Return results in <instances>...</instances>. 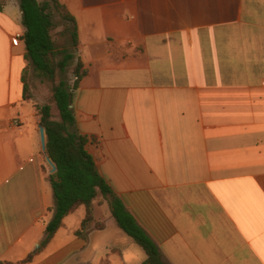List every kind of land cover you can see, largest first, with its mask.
Here are the masks:
<instances>
[{
	"label": "crops",
	"instance_id": "1",
	"mask_svg": "<svg viewBox=\"0 0 264 264\" xmlns=\"http://www.w3.org/2000/svg\"><path fill=\"white\" fill-rule=\"evenodd\" d=\"M86 75L71 108L87 151L166 264H264V0H60ZM7 3V2H6ZM19 0L0 12V261L143 264L117 226L47 247L54 198L41 119L24 99Z\"/></svg>",
	"mask_w": 264,
	"mask_h": 264
},
{
	"label": "trees",
	"instance_id": "2",
	"mask_svg": "<svg viewBox=\"0 0 264 264\" xmlns=\"http://www.w3.org/2000/svg\"><path fill=\"white\" fill-rule=\"evenodd\" d=\"M19 3L26 29L23 37L27 60V67L22 78L24 99L30 101L27 81L29 66L32 65L40 76H45L55 82L59 74L67 73L69 63L75 59L74 53L65 52L63 60L53 62L58 55L52 35L56 29L55 14L65 23V32L70 34L75 51L79 46V34L76 19L61 4L60 0H49L48 2L19 0ZM6 4V2L0 4V12L4 10ZM69 24L71 28L68 29L66 25ZM76 75L74 84L70 85L63 79L54 86L53 98L59 111V121L53 119L51 105L35 104L41 125L45 128L47 135L45 155L49 156L57 167V171L49 175L53 190L54 215L46 225L45 239L41 246L47 247L62 227L64 219L81 206L86 207L87 216L78 236L84 238L91 227L104 230L106 225L97 220L96 210L105 200L109 204L111 215L119 229L147 254V260L143 264H166L158 246L137 223L122 200L115 195L109 183L99 174L93 157L86 149L89 139L79 135L76 131V118L71 106L74 93L86 75V72H82L81 63L77 65ZM36 254L34 252L25 260L17 263L0 261V264H29L33 262Z\"/></svg>",
	"mask_w": 264,
	"mask_h": 264
},
{
	"label": "rangeland",
	"instance_id": "3",
	"mask_svg": "<svg viewBox=\"0 0 264 264\" xmlns=\"http://www.w3.org/2000/svg\"><path fill=\"white\" fill-rule=\"evenodd\" d=\"M13 2L14 0H0V4L4 2ZM39 2H48L49 0H38ZM54 21L56 24V29L53 31V39L56 44V48L58 51V55L53 59V62H58L63 60L64 53H74V57L76 58V52L73 46V41L70 36V34H67L65 32V23L60 19V17L55 14ZM66 27L69 29L71 28V25H66ZM78 62L77 60H72L68 67H67V73L63 75H58L56 77L55 82H52L49 78L45 76H40L34 69V67L31 65L28 68L27 72V81L29 85V97L31 98L30 101L33 102V104L38 105H51L52 106V114L53 119L56 121L60 120L59 111L57 108V105L53 98V89L55 85H58L61 80H66L70 85L75 83V80L77 78L76 75V68H77ZM101 202V201H100ZM103 203V201H102ZM42 247L39 245L36 249ZM34 253V252H33ZM32 254V253H31Z\"/></svg>",
	"mask_w": 264,
	"mask_h": 264
},
{
	"label": "water",
	"instance_id": "4",
	"mask_svg": "<svg viewBox=\"0 0 264 264\" xmlns=\"http://www.w3.org/2000/svg\"><path fill=\"white\" fill-rule=\"evenodd\" d=\"M41 133H42V150L46 154V151H47V135H46L45 128L42 125H41ZM46 159H47L49 166L51 167V173H55L57 171L56 165L50 159L49 156H47Z\"/></svg>",
	"mask_w": 264,
	"mask_h": 264
}]
</instances>
